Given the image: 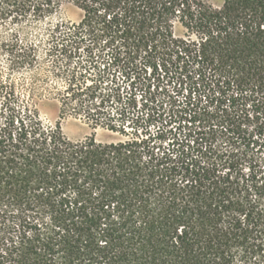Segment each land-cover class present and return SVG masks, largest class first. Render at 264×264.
<instances>
[{"label":"trees","instance_id":"obj_1","mask_svg":"<svg viewBox=\"0 0 264 264\" xmlns=\"http://www.w3.org/2000/svg\"><path fill=\"white\" fill-rule=\"evenodd\" d=\"M65 3L82 20L52 27L47 55L80 68L64 78L76 115L129 136L143 120L115 108L150 69L188 107L209 99L225 149L176 167L136 138L72 142L2 87L0 264H264V0H0V27ZM18 35L0 49L13 69L32 68L35 46Z\"/></svg>","mask_w":264,"mask_h":264},{"label":"rangeland","instance_id":"obj_2","mask_svg":"<svg viewBox=\"0 0 264 264\" xmlns=\"http://www.w3.org/2000/svg\"><path fill=\"white\" fill-rule=\"evenodd\" d=\"M205 1L215 7L221 6L224 2ZM82 17L83 13L78 7L65 3L55 15L41 23L18 28L10 24L0 27V44L9 42L12 38L11 30L16 29L21 44H33L38 57L34 67L16 70L10 64L9 54L0 49V89L12 88L17 99V108H26L37 114L47 127L55 128L60 124L63 135L72 142H83L93 137L97 143L109 145L129 138L140 139L146 153L150 150L158 157H166L167 163L176 167H180L191 155L201 157L202 151L206 149L208 151L225 149L223 142L226 138L222 133L224 124L216 107L208 104L209 99H203L194 108L188 107L186 93L168 80H158L157 76L154 78L150 69H147V74L142 72L140 80L134 85L135 90L131 83L122 86V102H118L115 108L128 109L145 121L144 124L143 121L140 122L138 130L135 126L128 127L129 136L111 133L101 128L94 130L87 119L76 115L73 109L78 107L75 104L67 106L64 102V78L70 71L79 72L80 68L75 62L66 67L60 58L51 57L47 53L50 48L48 43L50 29L56 25L78 24ZM184 33L181 28L177 31L179 36H183ZM3 95L5 92L0 96V108L4 102ZM131 96L129 109L126 103H130L128 99ZM148 115H151L150 119ZM248 172L247 167L244 173L247 175Z\"/></svg>","mask_w":264,"mask_h":264}]
</instances>
